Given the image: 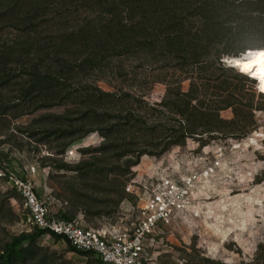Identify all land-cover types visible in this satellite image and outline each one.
Instances as JSON below:
<instances>
[{
  "label": "trees",
  "instance_id": "1",
  "mask_svg": "<svg viewBox=\"0 0 264 264\" xmlns=\"http://www.w3.org/2000/svg\"><path fill=\"white\" fill-rule=\"evenodd\" d=\"M261 31L264 0H0V118L14 110L33 114L65 107L54 125L45 122L41 127L47 138L65 140L59 154L100 132L105 140L99 157L74 166L52 162L57 169L78 172L84 182L104 177L110 203L106 209L94 205L86 212L110 215L126 198L134 199L121 178L131 174L143 155L160 156L195 136H231L241 127L236 119H222L220 112L232 108L236 115H245L252 105L243 97H187L181 84L195 76L214 82L238 77L258 82L251 71L236 66L240 73L233 75L235 68L223 59L235 58L229 62L234 65L248 59H240L250 50L242 41ZM125 62L166 74L151 77V82L167 85L161 103L152 106L144 95L104 91L88 82L97 74H106V80H134L130 76L136 73L128 71ZM256 68L261 70L260 65ZM156 112L161 118L152 120ZM38 130L31 131V137ZM0 166L6 170L1 161ZM111 174L119 178L109 179ZM57 214L73 219L68 213ZM48 234L63 241L36 227L11 236L0 245V264H33L41 251L39 241ZM68 245L79 256H96ZM95 262L104 264L99 257Z\"/></svg>",
  "mask_w": 264,
  "mask_h": 264
},
{
  "label": "rangeland",
  "instance_id": "2",
  "mask_svg": "<svg viewBox=\"0 0 264 264\" xmlns=\"http://www.w3.org/2000/svg\"><path fill=\"white\" fill-rule=\"evenodd\" d=\"M242 45L250 49L244 54L246 58L264 53V31L246 36ZM223 62L231 67L229 57ZM125 67L128 71H135V78L130 76L134 80L126 82L120 77L106 80V74H97L88 82L104 91L124 90L144 95L143 99L152 106L163 101L167 85L151 82V77L165 73L159 74V69L139 66L137 62H125ZM234 70L233 75L240 73L237 68ZM140 87L143 89L139 90ZM181 88L187 97L206 100L233 93L243 97L252 107L245 115H236L232 108L220 112L222 119H236L241 124V127L234 128L231 136L214 133V136L187 138L160 156L143 155L139 164L131 168V174L121 178L127 182L132 174L147 173L157 160L168 165L195 162L204 155L203 150L208 163L220 162L217 170L203 183L196 208L172 226L157 232L148 249L146 264H263L264 96L259 90L260 82L242 77L214 82L199 80L195 76L183 81ZM4 98L9 101L6 94ZM25 111L14 110L0 118V161L6 168L0 166V245L13 235L33 229L27 220L29 213L22 197L6 178L10 172L33 181L53 215L58 216L59 211L68 213L91 228L108 224L131 227L136 223V201L132 197L123 200L115 210L117 212L110 215L94 217L86 212L94 205L106 209L110 203L106 199V179L90 177L84 182L78 172L57 169L52 162L57 160L74 166L99 157L98 151L105 140L100 132L88 134L59 154L65 140L56 135L47 138L41 127L45 122H57L56 117L65 112V107L44 108L33 114H25ZM45 117L51 118L47 120ZM160 118L157 112L151 117L152 120ZM36 129H39L38 134L31 137V131ZM101 165L106 166V162ZM114 177L119 178L111 174L109 179ZM39 245V258L33 264H97L96 256H79L69 250L67 242H58L48 235L40 239Z\"/></svg>",
  "mask_w": 264,
  "mask_h": 264
},
{
  "label": "built area",
  "instance_id": "3",
  "mask_svg": "<svg viewBox=\"0 0 264 264\" xmlns=\"http://www.w3.org/2000/svg\"><path fill=\"white\" fill-rule=\"evenodd\" d=\"M203 153L195 162L176 165L157 160L147 173L131 175L125 185L126 193L136 201L137 222L131 227L108 224L91 228L82 220L61 218L52 214L33 181L12 172L8 181L22 197L33 228L63 237L75 249L95 254L104 264H146L157 232L196 208L203 183L220 166L218 161L208 163Z\"/></svg>",
  "mask_w": 264,
  "mask_h": 264
},
{
  "label": "snow or ice",
  "instance_id": "4",
  "mask_svg": "<svg viewBox=\"0 0 264 264\" xmlns=\"http://www.w3.org/2000/svg\"><path fill=\"white\" fill-rule=\"evenodd\" d=\"M257 65L261 66V70L256 72L255 76L260 81L261 91H264V53L259 54V56L251 54L248 56V59L243 62H236L234 66L241 68L245 72H249Z\"/></svg>",
  "mask_w": 264,
  "mask_h": 264
},
{
  "label": "bare ground",
  "instance_id": "5",
  "mask_svg": "<svg viewBox=\"0 0 264 264\" xmlns=\"http://www.w3.org/2000/svg\"><path fill=\"white\" fill-rule=\"evenodd\" d=\"M229 59H230L229 62H231V60H232V59H235V58H232V59L229 58ZM230 65H233V64L230 63ZM233 67H235V66H233ZM256 67H257V66H256ZM256 67L250 70V71L253 73L254 78H256L255 73L260 71V70H258ZM235 68H236V67H235ZM256 80H258V79L256 78ZM258 81H259V80H258ZM259 82H260V81H259Z\"/></svg>",
  "mask_w": 264,
  "mask_h": 264
},
{
  "label": "water",
  "instance_id": "6",
  "mask_svg": "<svg viewBox=\"0 0 264 264\" xmlns=\"http://www.w3.org/2000/svg\"><path fill=\"white\" fill-rule=\"evenodd\" d=\"M243 58H246V56L245 55H243V56H241L240 57V59H243ZM230 64V63H229ZM231 67H233L234 66V64L233 65H230ZM233 68H235V67H233Z\"/></svg>",
  "mask_w": 264,
  "mask_h": 264
}]
</instances>
